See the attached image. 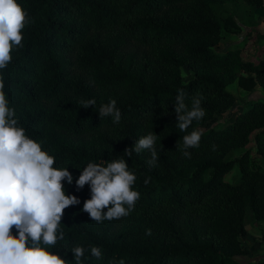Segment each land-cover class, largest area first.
Masks as SVG:
<instances>
[{
	"label": "trees",
	"instance_id": "obj_1",
	"mask_svg": "<svg viewBox=\"0 0 264 264\" xmlns=\"http://www.w3.org/2000/svg\"><path fill=\"white\" fill-rule=\"evenodd\" d=\"M239 1L264 9V0H17L30 22L23 46L0 70L6 99L54 167H68L66 194L80 199L64 210V239L53 252L74 260L70 248L83 245V264H264V257L245 260L250 250L241 238L248 208L264 222V167L250 160V148L228 158L252 136L264 155V98L238 104L230 87H264V47L250 59L238 47L214 49L242 31L233 11L219 5ZM181 90L189 106L202 96L206 113L188 129L202 132L190 159L176 127ZM81 99H95V107L80 106ZM111 99L121 112L118 124L98 114ZM151 131L158 135L155 167L148 151L124 152ZM120 158L137 177L140 199L128 216L97 223L82 211L90 186L77 190L75 180L89 162ZM237 163L239 179L226 181ZM92 246L103 259L91 256Z\"/></svg>",
	"mask_w": 264,
	"mask_h": 264
},
{
	"label": "clouds",
	"instance_id": "obj_2",
	"mask_svg": "<svg viewBox=\"0 0 264 264\" xmlns=\"http://www.w3.org/2000/svg\"><path fill=\"white\" fill-rule=\"evenodd\" d=\"M29 22L28 13L17 0H0V70L12 61V51L23 46L22 30ZM4 88L0 78V264H83L86 252L83 245L70 248L74 260L52 251L64 239L61 228L64 210L80 204L76 195L66 194L62 183L72 184L73 175L67 166L54 167L56 160L42 149L43 142L26 135L25 129L19 126L15 109L9 106ZM202 100V96H193L189 106L183 90L176 96V127L185 133L182 155L188 159L191 158L188 149L199 147L202 138L200 129L188 131L193 121L201 120L206 114ZM78 103L88 108L95 107L96 101L81 99ZM98 114L110 116L114 124L121 121L115 99L102 104ZM157 139V134L148 132L126 148L125 155L131 157L133 152L148 151L147 163L155 167ZM136 179L124 158L87 163L75 180L77 190L86 184L90 186L91 195L84 200L82 211L97 223L128 216L140 199V193L133 187ZM146 234L151 235V229ZM90 252L96 260L103 259L101 248L92 246ZM109 264H124V260L113 259Z\"/></svg>",
	"mask_w": 264,
	"mask_h": 264
},
{
	"label": "rangeland",
	"instance_id": "obj_3",
	"mask_svg": "<svg viewBox=\"0 0 264 264\" xmlns=\"http://www.w3.org/2000/svg\"><path fill=\"white\" fill-rule=\"evenodd\" d=\"M219 5H221L222 8H226L233 11L234 15H236V19L239 21V22L237 21V23H240L244 27V29L242 27L243 32L241 34L240 33L231 34L228 37L222 38L220 42L214 46V49L217 52H223L226 48L236 49L238 47L239 49L243 50L242 54L245 52L250 53L249 56L247 55L245 57L246 59H250L251 57H254V54L252 55V53L254 52V49L252 51V46L254 45L255 36L252 35L257 34L256 32L257 28L255 27L256 26L258 27V22H260L261 30L264 29L263 17L258 19L257 17H255V15L256 16L257 14L259 15V13L261 12L260 10H262L263 8L261 9L259 7H256L255 5L247 4L243 1H239L236 3L227 2L225 4H219ZM258 11L260 12L257 13ZM261 30L258 31L261 32ZM248 41H250V43L248 44L249 48L247 51L245 48H246V43H248ZM183 73H184L185 81H188L192 78L191 71L189 70L188 67H184ZM230 87L237 96L238 104L241 103L242 101L249 100L250 98H258L262 94L264 96V87L260 85H257L255 89L250 92H245L239 89L236 83L231 84ZM255 146H256V142L254 136H252L249 144L246 147L233 150L232 152L229 153L228 158L239 156L246 149L250 148V160L255 164H259L262 167H264V155L258 153L256 151ZM239 174H240V169L237 163L233 167V169L225 175L224 179L226 181L233 183L239 179ZM246 226L248 233L242 236L241 238L248 246L250 250V254L247 257H245V260L259 259L261 257H264V233H263L264 222L256 221L253 216V211L250 208H248L247 210Z\"/></svg>",
	"mask_w": 264,
	"mask_h": 264
},
{
	"label": "crops",
	"instance_id": "obj_4",
	"mask_svg": "<svg viewBox=\"0 0 264 264\" xmlns=\"http://www.w3.org/2000/svg\"><path fill=\"white\" fill-rule=\"evenodd\" d=\"M262 9V8H261ZM261 11V12H260ZM260 11H258L257 13H259V15L257 14V16L255 15V17H257L258 19H260L261 17H263V19H264V9H262V10H260ZM235 20L236 21H238L237 19H236V15H235ZM239 22V21H238ZM264 23V22H263ZM241 27H243L240 23H238ZM255 27V26H254ZM255 28H257L258 30H261V28H260V22H258V27L256 26ZM243 29H244V27H243ZM256 29V32L258 33V32H260V31H258ZM264 30V29H263ZM263 30H261V32L262 33H264L263 32ZM243 32V30L240 32V34ZM250 33V32H249ZM239 34V33H238ZM251 36V35H250ZM252 36H255V41H254V45L252 46V45H250V46H252V51H253V49H254V52L252 53V55L254 54V57H255V53L257 52V48L259 47V46H262V47H264V42H263V40H258L257 39V34L256 35H252ZM251 36V37H252ZM250 38V37H249ZM250 43V41H248V43H246V50L248 51V44ZM246 53V52H245ZM248 54V56H249V52L247 53ZM260 97H263L264 98V96H263V94L262 95H260Z\"/></svg>",
	"mask_w": 264,
	"mask_h": 264
}]
</instances>
